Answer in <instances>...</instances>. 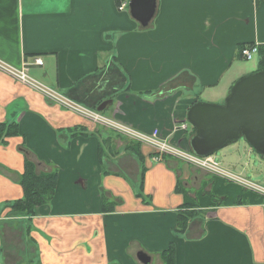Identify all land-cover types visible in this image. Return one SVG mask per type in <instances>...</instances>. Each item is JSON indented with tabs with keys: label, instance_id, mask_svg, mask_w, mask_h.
Segmentation results:
<instances>
[{
	"label": "crops",
	"instance_id": "crops-1",
	"mask_svg": "<svg viewBox=\"0 0 264 264\" xmlns=\"http://www.w3.org/2000/svg\"><path fill=\"white\" fill-rule=\"evenodd\" d=\"M122 1L0 0V59L59 100L0 70V122L17 126L0 144V264H142L139 250L161 264L170 243L176 264H264V204L253 193L208 185L203 171L156 160L147 145L140 188L139 158L111 148L106 129L65 105L94 111L112 99L105 116L187 145L188 108L223 103L256 70L238 45L264 47V0H156L146 27L118 9ZM25 160L57 172L52 199L33 215L10 210L23 195ZM259 169L264 188V159ZM199 182L204 192L194 195Z\"/></svg>",
	"mask_w": 264,
	"mask_h": 264
},
{
	"label": "water",
	"instance_id": "water-1",
	"mask_svg": "<svg viewBox=\"0 0 264 264\" xmlns=\"http://www.w3.org/2000/svg\"><path fill=\"white\" fill-rule=\"evenodd\" d=\"M129 15L146 27L156 10V0H128ZM223 103L195 102L186 112V121L194 129L189 138L191 151L212 155L216 150L239 138L264 156V71H254L237 79L223 98ZM112 99L99 103L102 112ZM137 260L148 264L150 257L139 250Z\"/></svg>",
	"mask_w": 264,
	"mask_h": 264
},
{
	"label": "built area",
	"instance_id": "built-area-1",
	"mask_svg": "<svg viewBox=\"0 0 264 264\" xmlns=\"http://www.w3.org/2000/svg\"><path fill=\"white\" fill-rule=\"evenodd\" d=\"M127 2L128 1H122L118 6V9L127 10ZM257 52V44H250L248 46L246 45L240 50V54L242 57L241 59L247 61L253 60V58L257 56ZM33 62L35 65H42L41 59L39 57L35 58ZM0 70L10 75L17 81H20L28 85L29 87L40 91L41 93L48 94L49 97L53 98L56 102H59V100H57V95H54L50 89L42 86L41 83L30 77L27 73V69L24 66L15 68V66L10 65L0 59ZM65 105L72 110L82 113V115L84 114V117L88 118L94 124H99L103 127L114 129L117 132L130 137L134 141L140 142L143 145H148V147L153 149L151 153L156 160H160L165 156H174L180 158V160L184 161L185 163H191L192 165L203 169L205 168L211 172H216V170L218 169V165L215 163L216 161L212 155L201 156L195 154L194 152H189L190 147H187V145H179L177 143L165 140L160 136L159 131L156 129L150 133H144L130 128L126 125H121V123H119L118 121L105 116L102 112H99L97 110L91 111L84 107H78L77 105ZM178 126L179 129H182L183 131L186 130V123H182ZM255 190L259 192L262 199L261 201H263L264 203V188L259 187Z\"/></svg>",
	"mask_w": 264,
	"mask_h": 264
},
{
	"label": "trees",
	"instance_id": "trees-1",
	"mask_svg": "<svg viewBox=\"0 0 264 264\" xmlns=\"http://www.w3.org/2000/svg\"><path fill=\"white\" fill-rule=\"evenodd\" d=\"M258 1V0H257ZM250 45V44H249ZM238 53L240 59L241 54L240 50L246 45H238ZM255 71H264V47H258L257 52V68ZM17 126L15 122L4 123L0 122V144L4 143V138L9 135H16ZM194 134V129L190 126V131L186 139L189 143V138ZM123 151H128L135 154L140 162H141V173L139 180L140 188L142 187L145 173V167H143V155L141 154L139 143L135 142L132 144H127L123 146ZM57 181V172L55 170L52 171H36V166L33 162L29 160H25L24 167L22 170L21 178L19 181V185H21L23 195L10 204V210L13 212H21L27 215H33L35 213V208L39 205L47 204L51 199L52 195H54L55 186ZM139 188V189H140ZM140 190L138 193H140ZM102 209L104 210V206L107 203V198L102 195ZM184 211L178 213L177 217V226L176 231L182 232L188 223V220L192 215L196 213L192 205L185 204L183 205ZM174 255V246L170 243L163 251H161L159 257L161 258V264H176Z\"/></svg>",
	"mask_w": 264,
	"mask_h": 264
},
{
	"label": "rangeland",
	"instance_id": "rangeland-1",
	"mask_svg": "<svg viewBox=\"0 0 264 264\" xmlns=\"http://www.w3.org/2000/svg\"><path fill=\"white\" fill-rule=\"evenodd\" d=\"M244 61H245V63L255 64V66L257 67V56L254 57L253 60H250V61L244 60ZM102 128L106 129L105 131L107 133H104V134L108 135V137H107L108 141L111 139L112 142L114 143V146L112 145L111 148L114 147V149H116L117 146H119V149H122L123 146H125L127 144H132V143L137 142V141H134L133 139H131L130 137L125 136L122 133L117 132L114 129H111L108 127H103V126H102ZM137 143H139L140 147H142V145H143L142 143H140V142H137ZM187 147H190L189 143H187ZM148 148H150V147H148ZM152 150L153 149L150 148V151H152ZM189 152H192L191 148H190ZM248 153H250L249 156L252 158V160L254 159L253 163H252V160H251V163L247 161L248 160V158H247ZM212 156L214 157V159L216 161L215 163L218 165V169L216 170V172H211L205 168L203 169V168L197 167L195 165H192L191 163L188 164V163H185L184 161H182V162L185 163V165L193 167L192 169L195 171H199V172L203 171L204 175L202 176V178H203V180L208 182V185H211V184L214 185V181H216L221 185V187H222L221 189L225 188L228 190V188L231 187L232 189H234L236 191H240V192H243L246 190V191L253 193L257 197V199H260V202L263 203V201H261L262 199H261L259 192H257L255 189L261 187L258 183L260 181V179L258 177V171L260 170L259 169V163L262 159H264L263 158L264 156L262 157V155L253 151V149L250 148V146L243 140V138H239L236 141H233V142L227 144L226 146L222 147L221 149L216 150L212 154ZM170 157L181 161L180 158H178V157H174V156H170ZM248 164H249V166H251L253 168L252 172L249 169L250 167L247 168ZM199 176H201V175H199ZM214 177H216V178H214ZM208 179L210 181H208ZM200 182H199V184L197 183L198 184L196 186L197 188L192 190L193 193L195 191L194 195H196L197 193L201 194V191H203L202 189L204 187H202L203 185ZM202 196H203V194H202ZM213 197L214 196L210 197V199H212L214 201V203H217V201L221 200V199H218V197H216V196L215 197L217 199H215V197L214 198ZM205 198H206V196H205ZM189 205H192V208H194L195 211H196V208L199 207L196 202L190 203Z\"/></svg>",
	"mask_w": 264,
	"mask_h": 264
}]
</instances>
